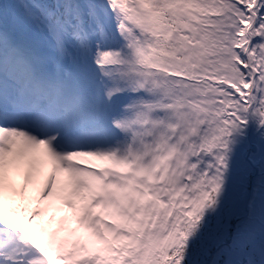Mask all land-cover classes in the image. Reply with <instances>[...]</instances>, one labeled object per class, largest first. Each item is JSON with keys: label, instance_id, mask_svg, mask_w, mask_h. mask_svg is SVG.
I'll use <instances>...</instances> for the list:
<instances>
[{"label": "snow or ice", "instance_id": "6c2138e0", "mask_svg": "<svg viewBox=\"0 0 264 264\" xmlns=\"http://www.w3.org/2000/svg\"><path fill=\"white\" fill-rule=\"evenodd\" d=\"M0 264H264V0L0 3Z\"/></svg>", "mask_w": 264, "mask_h": 264}, {"label": "rangeland", "instance_id": "374dc122", "mask_svg": "<svg viewBox=\"0 0 264 264\" xmlns=\"http://www.w3.org/2000/svg\"><path fill=\"white\" fill-rule=\"evenodd\" d=\"M10 1H12V2H15V0H10ZM0 3H1V0H0ZM82 166H84V167H88L89 166V164L88 163H85L84 165H82Z\"/></svg>", "mask_w": 264, "mask_h": 264}, {"label": "bare ground", "instance_id": "6f19581e", "mask_svg": "<svg viewBox=\"0 0 264 264\" xmlns=\"http://www.w3.org/2000/svg\"><path fill=\"white\" fill-rule=\"evenodd\" d=\"M50 170V168L49 169H47V171H49Z\"/></svg>", "mask_w": 264, "mask_h": 264}]
</instances>
